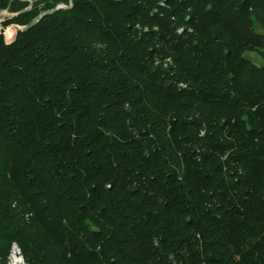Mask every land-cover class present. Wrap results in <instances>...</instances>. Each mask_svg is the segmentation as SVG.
<instances>
[{"label": "trees", "instance_id": "1", "mask_svg": "<svg viewBox=\"0 0 264 264\" xmlns=\"http://www.w3.org/2000/svg\"><path fill=\"white\" fill-rule=\"evenodd\" d=\"M58 4L0 0V264H264V0Z\"/></svg>", "mask_w": 264, "mask_h": 264}, {"label": "rangeland", "instance_id": "2", "mask_svg": "<svg viewBox=\"0 0 264 264\" xmlns=\"http://www.w3.org/2000/svg\"><path fill=\"white\" fill-rule=\"evenodd\" d=\"M71 5V0H67V5L65 4H58L55 9L56 10H64L67 9L68 7H70ZM30 8L29 6L27 7V9ZM15 16V14L9 12V11H1L0 12V31L2 32L3 38L5 42H11L17 31H20L24 28H22V26H17V25H6V26H2V23L4 22L5 19H10L11 17ZM246 58H248L249 60H251L254 63L257 64H261L262 61L257 58L256 56L252 55V54H246L245 55ZM10 252L9 255L6 259V264H27V261L25 259V256L22 252V250L20 249V247L17 245V243L12 242L10 244Z\"/></svg>", "mask_w": 264, "mask_h": 264}, {"label": "built area", "instance_id": "3", "mask_svg": "<svg viewBox=\"0 0 264 264\" xmlns=\"http://www.w3.org/2000/svg\"><path fill=\"white\" fill-rule=\"evenodd\" d=\"M11 249V248H10ZM9 252H10V250H9ZM9 255V254H8Z\"/></svg>", "mask_w": 264, "mask_h": 264}]
</instances>
